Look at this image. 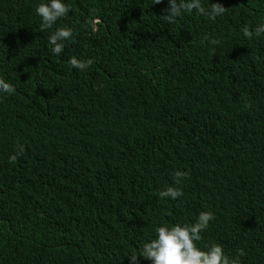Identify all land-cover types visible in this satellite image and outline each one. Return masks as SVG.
Returning a JSON list of instances; mask_svg holds the SVG:
<instances>
[{
  "label": "trees",
  "instance_id": "trees-1",
  "mask_svg": "<svg viewBox=\"0 0 264 264\" xmlns=\"http://www.w3.org/2000/svg\"><path fill=\"white\" fill-rule=\"evenodd\" d=\"M37 2L0 0V77L16 88L0 97V264H129L157 226L206 210L202 247L227 253L224 233L232 252L264 247V34H242L264 22V0H210L224 17L173 23L167 0H68L61 56ZM145 41L135 64L110 46ZM72 56L93 63L78 71ZM166 186L183 195L159 199Z\"/></svg>",
  "mask_w": 264,
  "mask_h": 264
},
{
  "label": "clouds",
  "instance_id": "clouds-1",
  "mask_svg": "<svg viewBox=\"0 0 264 264\" xmlns=\"http://www.w3.org/2000/svg\"><path fill=\"white\" fill-rule=\"evenodd\" d=\"M162 0H154V4L161 3ZM73 11L68 0H38L34 12L39 17V30L51 31L47 41L50 45L49 52L54 56H61L68 40L73 37L71 27L65 23L66 18ZM163 19L168 23H173L184 14L196 12L209 21L215 22L218 17L222 18L228 9L220 3L205 4L204 0H167ZM63 20L64 22H59ZM95 20L94 22H99ZM135 25H139L135 23ZM143 27V26H142ZM123 29V28H121ZM110 30V29H108ZM242 34L245 37L250 35L264 34V22H258L250 29L244 26ZM212 44H218L216 40H210ZM147 41L140 44L125 45L119 42L111 43L110 46L117 48L122 54L131 52L136 58L133 64L139 60L140 56L145 55ZM67 63L78 71H84L92 65L93 60L80 59L72 56ZM140 70L141 80L153 82L151 73L144 68ZM15 86L7 79L0 77V97L14 95ZM5 98H0V104ZM248 106V105H246ZM24 145L17 142L15 150L8 157L9 163H14L18 156L23 152ZM185 173L176 171L173 176L174 185H179ZM190 192L196 197L200 190V184L197 181L186 179ZM183 195V191L178 186H166L159 191L158 197L161 200H177ZM225 214L227 212L239 213L237 205L232 202L223 203ZM211 211H200L195 220L191 223H174L171 225H160L154 229V237L145 242L139 249V254L129 253V264H137L138 257H141L144 264H264V247L249 251L237 250L231 251V243L238 237L230 236L224 233L227 243V253L223 246L218 243H211L207 246H201L204 233L210 222L213 220Z\"/></svg>",
  "mask_w": 264,
  "mask_h": 264
}]
</instances>
